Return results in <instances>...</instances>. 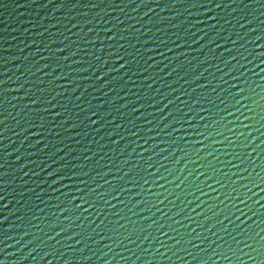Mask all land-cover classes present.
<instances>
[{"label":"water","instance_id":"obj_1","mask_svg":"<svg viewBox=\"0 0 264 264\" xmlns=\"http://www.w3.org/2000/svg\"><path fill=\"white\" fill-rule=\"evenodd\" d=\"M0 264H264V0H0Z\"/></svg>","mask_w":264,"mask_h":264}]
</instances>
